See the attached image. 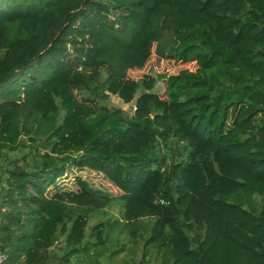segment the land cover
<instances>
[{
    "label": "trees",
    "instance_id": "obj_1",
    "mask_svg": "<svg viewBox=\"0 0 264 264\" xmlns=\"http://www.w3.org/2000/svg\"><path fill=\"white\" fill-rule=\"evenodd\" d=\"M154 45L198 67L130 78ZM37 64L0 99L9 264H99L139 238L148 263L264 264V0H0V88ZM72 166L123 194L79 177L49 196Z\"/></svg>",
    "mask_w": 264,
    "mask_h": 264
},
{
    "label": "rangeland",
    "instance_id": "obj_2",
    "mask_svg": "<svg viewBox=\"0 0 264 264\" xmlns=\"http://www.w3.org/2000/svg\"><path fill=\"white\" fill-rule=\"evenodd\" d=\"M113 18V17H112ZM198 65L195 62L192 63H182L174 60L166 59L160 57L156 53V45L152 49V55L145 64L143 68L131 69L128 71V76L134 80L141 79L144 75H153L158 76L159 74H174L179 72L181 69L188 68L190 70H196ZM43 68V64H37L30 67L28 70L23 72H18L17 75L13 76L2 88H0V99L4 98L5 94L15 89V85L24 80L25 78H30L31 74L36 76H41L39 72ZM23 73V74H22ZM155 91H158L161 96H166L167 91V82L164 78H159L155 86ZM136 99L130 103H125L118 95H110V98L107 101L109 106H118L124 110L133 112L135 109ZM82 177L87 180L92 186L97 189L107 191L112 196H119L123 194V191L117 187L104 173L98 172L96 170L90 169L88 167L78 168L72 166L68 168L66 174L59 178L55 185L48 188V195L51 196L57 190H77L78 189V178ZM241 199L247 208V194L241 192ZM259 199V198H258ZM232 201L239 200L235 196L231 198ZM258 202L260 200H257ZM119 209H115L114 213L118 214ZM96 220L92 221L91 225L94 224ZM146 237V235H145ZM107 251L102 257H99V264H124L126 261H131L132 264H156L155 259L153 258L150 263L147 260H144V254L147 251L145 247L144 239L139 238L137 244L129 243L127 247L118 253L114 258L110 259V255L113 251L118 249L120 245L117 242H111L107 245ZM150 255L148 252L146 253ZM109 256V257H108ZM77 264H87L84 261H80ZM91 264H95L92 263Z\"/></svg>",
    "mask_w": 264,
    "mask_h": 264
},
{
    "label": "built area",
    "instance_id": "obj_3",
    "mask_svg": "<svg viewBox=\"0 0 264 264\" xmlns=\"http://www.w3.org/2000/svg\"><path fill=\"white\" fill-rule=\"evenodd\" d=\"M0 264H9L8 263V254L0 245Z\"/></svg>",
    "mask_w": 264,
    "mask_h": 264
}]
</instances>
